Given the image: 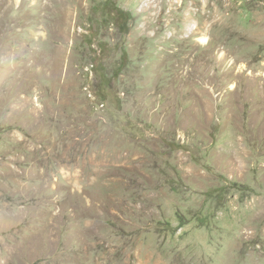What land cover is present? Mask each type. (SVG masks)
<instances>
[{
	"label": "rangeland",
	"instance_id": "obj_1",
	"mask_svg": "<svg viewBox=\"0 0 264 264\" xmlns=\"http://www.w3.org/2000/svg\"><path fill=\"white\" fill-rule=\"evenodd\" d=\"M0 264H264V0H0Z\"/></svg>",
	"mask_w": 264,
	"mask_h": 264
}]
</instances>
